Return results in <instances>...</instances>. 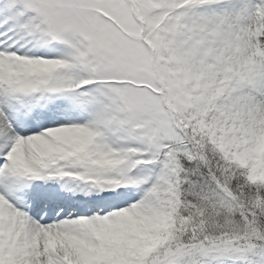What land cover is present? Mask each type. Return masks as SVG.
<instances>
[{
    "label": "snow or ice",
    "instance_id": "obj_1",
    "mask_svg": "<svg viewBox=\"0 0 264 264\" xmlns=\"http://www.w3.org/2000/svg\"><path fill=\"white\" fill-rule=\"evenodd\" d=\"M0 264H264V0H0Z\"/></svg>",
    "mask_w": 264,
    "mask_h": 264
}]
</instances>
